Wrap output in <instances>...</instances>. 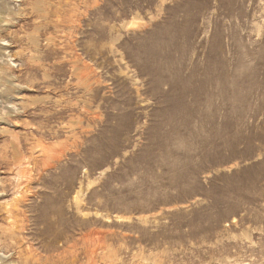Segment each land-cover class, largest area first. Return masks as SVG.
I'll use <instances>...</instances> for the list:
<instances>
[{
	"label": "rangeland",
	"instance_id": "obj_1",
	"mask_svg": "<svg viewBox=\"0 0 264 264\" xmlns=\"http://www.w3.org/2000/svg\"><path fill=\"white\" fill-rule=\"evenodd\" d=\"M0 264H264V0H0Z\"/></svg>",
	"mask_w": 264,
	"mask_h": 264
}]
</instances>
